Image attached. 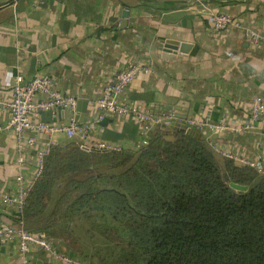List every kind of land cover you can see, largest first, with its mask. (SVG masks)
<instances>
[{"label":"crops","instance_id":"obj_1","mask_svg":"<svg viewBox=\"0 0 264 264\" xmlns=\"http://www.w3.org/2000/svg\"><path fill=\"white\" fill-rule=\"evenodd\" d=\"M13 2L0 0V125L12 115L9 105L16 76L29 80L50 75L65 95L87 101L83 121L77 120L90 125L88 141L139 149L163 125L152 124L143 132L135 117L107 115L105 120L93 103L129 63L151 70L139 73L119 101L155 116L180 114L186 115L185 123L193 119L241 127L252 122L255 98L264 99V0ZM219 12L241 26L214 29L211 18ZM255 35L260 37L257 42ZM167 41L184 45V51L165 52ZM45 98L39 94L36 100ZM80 113L77 110L75 116ZM71 116L65 108L41 116L61 127L52 137L54 145L80 141L63 129ZM254 124L239 131L200 132L216 152L234 155L237 163L257 161L264 158V117ZM46 139L33 130L21 136L0 130V226L25 227L18 204L5 196L18 195V174L26 180L34 175ZM28 256L30 264H72L34 245ZM23 262L18 240L0 241V264Z\"/></svg>","mask_w":264,"mask_h":264},{"label":"trees","instance_id":"obj_2","mask_svg":"<svg viewBox=\"0 0 264 264\" xmlns=\"http://www.w3.org/2000/svg\"><path fill=\"white\" fill-rule=\"evenodd\" d=\"M20 220L89 264H264V174L169 126L139 149L75 140L45 156Z\"/></svg>","mask_w":264,"mask_h":264},{"label":"built area","instance_id":"obj_3","mask_svg":"<svg viewBox=\"0 0 264 264\" xmlns=\"http://www.w3.org/2000/svg\"><path fill=\"white\" fill-rule=\"evenodd\" d=\"M14 4L18 0H13ZM214 29L221 30L229 26L240 27V23L236 22L233 17L227 13H215L211 18ZM260 39L258 35L254 36V41ZM151 69L134 63L127 64L117 75L116 81L105 86L102 96L93 101L100 111V117L107 115L133 116L142 123V131L146 132L152 124H162L169 126L179 120L175 114L164 116H155L148 109H141L136 106H128L119 101L120 93L133 81V79L141 72H149ZM39 94H44L45 99L36 100ZM11 110V118L5 125H0V130L15 131L18 136L26 130L38 131L47 136L46 146L39 151L36 170L31 179L26 180L23 175L18 174L17 180L20 184L18 195L15 197L5 198L8 201L16 202L22 213L23 205L26 201L29 191L34 183L42 174L44 166V158L50 152L53 144L52 137L56 131L61 129L58 125L41 120L42 113L51 110L54 113L59 108L69 109L72 113L70 122L63 129L69 138L79 137L81 142H85L91 148L97 149H121V147L104 141H88L90 130L89 124L80 123L76 119L78 100L72 96L65 95L55 84V80L50 75H35L26 80L22 75L15 78L13 87V100L9 105ZM264 117V99L260 96L256 97L252 107V122L242 125L241 127H231L226 123H212L207 120L187 119L188 127L195 130H210L211 132H222L225 130L239 131L254 127L255 122H259ZM32 141V140H31ZM148 143V139L143 141V145ZM222 155L237 159L230 153H222ZM23 160H20L22 164ZM243 163L255 167L261 174H264V158L257 161L243 160ZM18 240L21 251L24 255L23 264H30L28 251L30 246L34 245L39 249L47 251L58 258L72 264H89L78 258L63 254L55 249L51 239L46 237L42 232H32L24 226H0V241L7 242Z\"/></svg>","mask_w":264,"mask_h":264},{"label":"water","instance_id":"obj_4","mask_svg":"<svg viewBox=\"0 0 264 264\" xmlns=\"http://www.w3.org/2000/svg\"><path fill=\"white\" fill-rule=\"evenodd\" d=\"M129 8L130 7H128V6L126 7V10L123 13L125 16H128V14H129ZM178 49L181 52H183L184 51V45H179L178 42H168V41L165 44H163V50L165 52H168V53L176 52V50H178ZM165 57L171 58L170 56H167V55H165ZM86 105H87V101H85V100L78 101L77 110L78 111H82V113L77 114L76 115V119H78L81 122L83 121V118H84V115H85ZM50 115H52V111L51 110H48V111H45V112L42 113V117L43 118L45 116H50ZM176 117L179 120L174 121L170 125V128H173L175 130H180V131H182L184 133H187V134H190V135H194V136H198V137H201L202 136V133L199 130H195V129H192V128L188 127V125L185 122L182 121V120H185L186 115H180V114H178V115H176ZM225 177H226V180L229 182V184H230L231 187H233L235 189H238V190H247L248 189L247 186H243V185H239V184H236L234 182H231L230 181V178L228 177L227 174H225Z\"/></svg>","mask_w":264,"mask_h":264}]
</instances>
